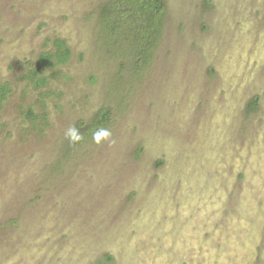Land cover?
Instances as JSON below:
<instances>
[{
	"label": "rangeland",
	"instance_id": "rangeland-1",
	"mask_svg": "<svg viewBox=\"0 0 264 264\" xmlns=\"http://www.w3.org/2000/svg\"><path fill=\"white\" fill-rule=\"evenodd\" d=\"M104 1L0 0V264H264V0H166L140 69ZM106 108L114 142L66 153Z\"/></svg>",
	"mask_w": 264,
	"mask_h": 264
},
{
	"label": "trees",
	"instance_id": "trees-1",
	"mask_svg": "<svg viewBox=\"0 0 264 264\" xmlns=\"http://www.w3.org/2000/svg\"><path fill=\"white\" fill-rule=\"evenodd\" d=\"M167 17L166 0H105L98 8V21L100 33L104 34L108 42L118 43L123 41L129 43L131 48V59L136 63V69L143 68L149 63L155 49L160 41ZM71 49L66 41L57 38L54 50L40 54L34 68L32 69V80L41 85L47 81L45 76L38 75L48 66L64 64L69 61ZM7 83L0 84V112L4 107L10 92ZM257 98L248 104V113L258 110ZM25 116L32 121L37 119L36 113L29 108ZM47 117V114H44ZM111 122L110 109H102L90 121H79L76 127L84 135V139L76 144L68 141L66 153H73L80 148L92 133L99 127L108 128ZM163 161H159V164ZM109 259L112 256L108 255Z\"/></svg>",
	"mask_w": 264,
	"mask_h": 264
},
{
	"label": "clouds",
	"instance_id": "clouds-1",
	"mask_svg": "<svg viewBox=\"0 0 264 264\" xmlns=\"http://www.w3.org/2000/svg\"><path fill=\"white\" fill-rule=\"evenodd\" d=\"M65 135L72 144H76L84 139V135L81 134L80 130L75 125L70 126ZM111 137V130L105 127H99L92 133V140L97 145H100L103 142L113 143L114 141H112Z\"/></svg>",
	"mask_w": 264,
	"mask_h": 264
}]
</instances>
